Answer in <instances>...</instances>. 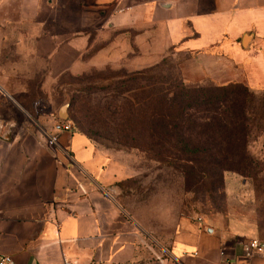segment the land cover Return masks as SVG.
<instances>
[{
	"label": "crops",
	"instance_id": "0c3cea01",
	"mask_svg": "<svg viewBox=\"0 0 264 264\" xmlns=\"http://www.w3.org/2000/svg\"><path fill=\"white\" fill-rule=\"evenodd\" d=\"M3 3H10L14 18L6 24L13 37L0 40V48L9 50V60L0 61V85L15 109L25 111L23 102L35 91L29 82L38 80V94L43 93V57L58 61L56 49L43 51L58 46L43 39V10L56 14L61 8L43 6V0H0V14ZM95 4L109 8L122 25L147 16L152 23L164 22L179 52L228 55V73L217 85L264 90V0H211L206 12H197L193 2L182 7L158 0ZM35 102L36 118L7 120L0 112V264L5 256L14 264H264L243 248L263 235L188 217L177 221L164 256L148 254L115 199L125 175L120 163L75 130L49 146L55 118L43 121V100Z\"/></svg>",
	"mask_w": 264,
	"mask_h": 264
},
{
	"label": "rangeland",
	"instance_id": "374dc122",
	"mask_svg": "<svg viewBox=\"0 0 264 264\" xmlns=\"http://www.w3.org/2000/svg\"><path fill=\"white\" fill-rule=\"evenodd\" d=\"M141 1L152 0L127 3ZM158 1L180 7L193 2L197 12L212 6L211 0ZM9 4L1 7L0 40L13 37L7 26L14 18ZM44 5L61 8L56 14L43 10V39L58 45L43 51L56 49L58 61L53 64L43 57V93L38 94V80L30 81L35 91L23 102L25 111L15 109L12 96L0 85L2 118H36L33 106L41 98L43 121H49L69 102L68 119L75 131L87 134L120 163L125 175L115 199L137 233L139 246L150 255H165L182 217L232 224L236 231L264 236V90L230 97L233 103L247 98L248 106L262 115L256 119L262 127L253 129L246 153L236 148L232 157L221 161L213 153L188 152L152 117V77L194 88L217 87L228 73V55L179 52L164 22L152 23L147 16L122 25L109 15V8H96L95 0H43ZM0 51V61L7 62L8 47ZM6 66L1 69L7 76ZM210 130L204 136L192 135L194 144L223 138ZM238 137L232 134L231 139ZM218 162L223 167H216Z\"/></svg>",
	"mask_w": 264,
	"mask_h": 264
},
{
	"label": "trees",
	"instance_id": "16d2710c",
	"mask_svg": "<svg viewBox=\"0 0 264 264\" xmlns=\"http://www.w3.org/2000/svg\"><path fill=\"white\" fill-rule=\"evenodd\" d=\"M152 80V117L158 126L172 131V134L177 136L178 144H182V148L188 152L213 153L216 160L226 161L234 155L236 148L246 153L253 129L262 127L256 122L257 118L262 119V115L248 106L247 98L238 103L230 100L232 94L253 93L243 84L194 88L173 80L166 81L157 77H152ZM212 125H215L214 131L210 130ZM208 130L210 133L223 135V138L211 142L201 141L199 146H196L192 135L199 132L200 136H204ZM232 134L239 137L231 139ZM215 166L223 167V164L218 162Z\"/></svg>",
	"mask_w": 264,
	"mask_h": 264
},
{
	"label": "built area",
	"instance_id": "2783aa9c",
	"mask_svg": "<svg viewBox=\"0 0 264 264\" xmlns=\"http://www.w3.org/2000/svg\"><path fill=\"white\" fill-rule=\"evenodd\" d=\"M73 131H74V126L71 121L61 120L56 118L47 140L48 145L54 146L55 144H57L58 138L60 134H62L63 132L71 133ZM198 221L201 222V219L199 218ZM243 248L246 256L249 257L250 259L256 257L264 260V240L259 238L250 239L244 243ZM1 262L5 264H14L11 258L7 256L3 257L1 259ZM65 264H68L66 260H65Z\"/></svg>",
	"mask_w": 264,
	"mask_h": 264
},
{
	"label": "water",
	"instance_id": "95a60500",
	"mask_svg": "<svg viewBox=\"0 0 264 264\" xmlns=\"http://www.w3.org/2000/svg\"><path fill=\"white\" fill-rule=\"evenodd\" d=\"M249 39H250V36H248V35H246L244 37V45L247 44V42L249 41ZM68 105H69V102H66V103H64L61 106V108H60V110L58 112L59 119H61V120H68V118H69V114L67 112Z\"/></svg>",
	"mask_w": 264,
	"mask_h": 264
}]
</instances>
